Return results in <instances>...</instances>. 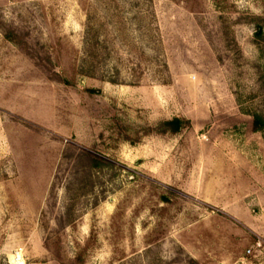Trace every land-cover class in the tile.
I'll return each mask as SVG.
<instances>
[{
	"label": "rangeland",
	"instance_id": "obj_1",
	"mask_svg": "<svg viewBox=\"0 0 264 264\" xmlns=\"http://www.w3.org/2000/svg\"><path fill=\"white\" fill-rule=\"evenodd\" d=\"M0 264H264V0H0Z\"/></svg>",
	"mask_w": 264,
	"mask_h": 264
},
{
	"label": "trees",
	"instance_id": "obj_2",
	"mask_svg": "<svg viewBox=\"0 0 264 264\" xmlns=\"http://www.w3.org/2000/svg\"><path fill=\"white\" fill-rule=\"evenodd\" d=\"M254 118H255V123H262V117L260 115L256 114V115H254ZM167 123L169 125L174 126L173 130H178L182 126L181 120H179L178 118H175L172 121H169Z\"/></svg>",
	"mask_w": 264,
	"mask_h": 264
}]
</instances>
